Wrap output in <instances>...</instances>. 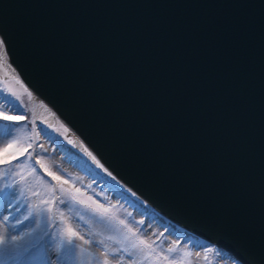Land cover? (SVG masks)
<instances>
[{
  "label": "water",
  "instance_id": "water-1",
  "mask_svg": "<svg viewBox=\"0 0 264 264\" xmlns=\"http://www.w3.org/2000/svg\"><path fill=\"white\" fill-rule=\"evenodd\" d=\"M0 42L124 184L264 264V0H0Z\"/></svg>",
  "mask_w": 264,
  "mask_h": 264
},
{
  "label": "rangeland",
  "instance_id": "rangeland-1",
  "mask_svg": "<svg viewBox=\"0 0 264 264\" xmlns=\"http://www.w3.org/2000/svg\"><path fill=\"white\" fill-rule=\"evenodd\" d=\"M37 107V99L31 89L15 76L0 72V161L5 158L11 160L12 155H17L15 151L7 155L2 151L14 141H18L17 148L27 149L24 155H17L10 163H0V230L7 229L8 235L19 234L23 230L36 228L34 221L39 220L41 228L55 234L61 226L58 211H62L74 228L78 226L85 239H103L111 247L120 245L107 237L123 240L124 235H128L152 243L157 253L177 259V264H239L218 245L188 237L183 227L171 223L167 218L158 217L159 213L136 193L124 189L114 179L109 180L102 172L93 170L81 158L77 159L67 144L68 140H72L68 127L58 117L52 119L47 106L36 116ZM5 115L23 116L24 119L6 120L3 119ZM47 141L60 148V158L55 156L54 147L47 149ZM49 172L62 179H54ZM61 187L64 192H61ZM75 189H79V193ZM116 192L118 198L113 197ZM73 196L78 199H72ZM80 200L87 201V204L80 203ZM44 201L52 203L49 205ZM94 202L108 209L103 217L95 211ZM37 207L45 211L37 212ZM49 207L51 212L46 211ZM29 212L32 215L24 219ZM79 216H83L84 220H79ZM129 229L132 231L129 232ZM75 243L83 244L78 239ZM127 243L125 241V245ZM83 247L85 251L82 253L77 250L78 264H97L98 259H103L102 246L93 243ZM169 248L176 251L168 253ZM184 253L190 255L184 256ZM47 255L56 261L55 253L48 251ZM119 255H124L127 261L128 254L121 252L109 256L112 264ZM180 257H183L182 261L178 259ZM42 258L38 257L34 264H44ZM56 264L63 262L57 261ZM143 264H147V261Z\"/></svg>",
  "mask_w": 264,
  "mask_h": 264
},
{
  "label": "snow or ice",
  "instance_id": "snow-or-ice-1",
  "mask_svg": "<svg viewBox=\"0 0 264 264\" xmlns=\"http://www.w3.org/2000/svg\"><path fill=\"white\" fill-rule=\"evenodd\" d=\"M2 44V42H0ZM3 119L20 121L23 120V116H3ZM63 127V126H61ZM67 131V129H65ZM17 142L14 141L12 144H9L3 153L7 155L10 152L15 151L17 155H24L27 149L17 148ZM70 143L72 141H69ZM30 147V145H29ZM87 152L88 156L99 166L103 167L100 164V161L92 155L91 152H88L87 149H84ZM17 155H12L11 160L17 158ZM10 159H3L0 163L8 164L11 162ZM47 170V169H46ZM35 172V169H33ZM49 175H52L54 179L61 180L62 178L56 176L54 173L49 172ZM109 175H111L109 173ZM67 183V181H64ZM61 192L65 190L61 187ZM79 193V189H75ZM72 199H78V197L73 196ZM91 200V197H89ZM64 203L63 200L60 201ZM43 203L51 205L52 201H44ZM80 203L87 204V201L80 200ZM96 203V202H94ZM91 207V205H89ZM37 212L45 211L37 207L35 209ZM46 211L51 212V207L46 209ZM96 212H99L103 217L104 214L108 212V209L103 205L96 203ZM32 215V212H29L28 216H25L24 219H28ZM58 217L61 221V226L58 227V230L55 234H50L48 231L40 227L39 220H35L36 228H30L28 230H23L19 234H7V229L0 230V264H34V261L40 257H46V264H56L57 261L63 262V264H78L77 261V250L81 253L85 251L83 245H91L96 243L104 248L103 259H98L97 264H112V261L109 259L110 255H115L117 253H127L128 259L126 261L124 255H119L115 264H143L147 261V264H177V259L170 258L168 255L163 253H157L152 243H149L145 240L140 239L139 237L133 239L128 235H124L123 240H117L115 237L109 236L108 240H113L115 243L119 244L120 247H111L103 239L93 241L85 239V237L78 230V226L74 228L69 222L68 217L65 216L64 212L58 211ZM5 220L8 219L7 216L4 217ZM79 220L83 221V216L78 217ZM20 223V221H17ZM55 223V219H53ZM123 223V221H121ZM87 226V224H85ZM132 230L129 229V232ZM47 238V239H46ZM80 240L83 244H76V240ZM125 241L128 243L125 245ZM51 251L56 254V261H53L48 255L47 252ZM176 250L174 248H169L168 253H174ZM209 251H213L209 249ZM190 255L189 253H184V256ZM183 260V257L178 258Z\"/></svg>",
  "mask_w": 264,
  "mask_h": 264
},
{
  "label": "bare ground",
  "instance_id": "bare-ground-1",
  "mask_svg": "<svg viewBox=\"0 0 264 264\" xmlns=\"http://www.w3.org/2000/svg\"><path fill=\"white\" fill-rule=\"evenodd\" d=\"M0 66H1V70L3 71V73H7V74H11L13 76L16 77V79L20 80V76L18 74V71L16 69V67H14V64L13 62L9 59L8 55H7V49H6V46L5 44H0ZM21 81V80H20ZM25 84V83H24ZM27 86V85H25ZM28 88V86H27ZM32 92L35 94V97L37 99V110H36V116H38L40 113H42V109L44 106H47V108L51 111L52 113V119H55L56 117H58L56 111L54 110V108L44 99V98H41V96L38 94V93H35L33 90ZM60 120L61 118L58 117ZM62 122L68 127L69 129V132L72 133L70 134L69 137H71L72 140L70 141H75L76 143H78L79 145L81 144L84 149L86 148L88 152H91L93 156L96 157L97 160L100 161V164L103 165V167H99L98 165V168L100 172H102L107 178H109V180H116L117 183L123 187L124 189L132 192V193H135L130 187H128L126 184L123 183L122 180H120L117 176H115V174L104 164L101 162L100 158L93 152V150L82 140V137H80L79 133L77 131H75L73 128L69 127L68 124L62 120ZM47 144H48V148L47 149H51L54 147V144L53 142L49 143L47 141ZM55 148V147H54ZM55 153V156L56 157H61L60 153V148L56 147L55 149H52ZM109 173L111 175H109ZM120 192V191H119ZM137 194V193H136ZM118 195V192H116V194H113V197L114 198H118L117 197ZM138 195V194H137ZM139 196V195H138ZM140 198V197H139ZM118 202V201H117ZM156 210V209H155ZM156 213H159L157 214L158 217H161V218H167L166 216H164L162 213H160L158 210H156ZM169 219V218H167ZM171 223L174 224L173 220L169 219ZM180 227V226H179ZM181 228V227H180ZM238 262V261H237ZM239 264H242L240 262H238Z\"/></svg>",
  "mask_w": 264,
  "mask_h": 264
},
{
  "label": "trees",
  "instance_id": "trees-1",
  "mask_svg": "<svg viewBox=\"0 0 264 264\" xmlns=\"http://www.w3.org/2000/svg\"><path fill=\"white\" fill-rule=\"evenodd\" d=\"M188 236H189L190 238H193V237H191L189 234H188ZM45 260H46V257H45V256H43V258H42L41 262H42V263H44V264H46V261H45Z\"/></svg>",
  "mask_w": 264,
  "mask_h": 264
}]
</instances>
